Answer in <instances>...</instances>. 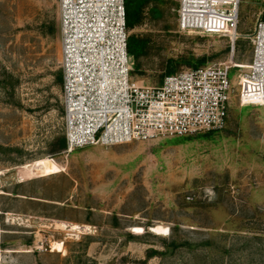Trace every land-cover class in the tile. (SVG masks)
<instances>
[{"label":"rangeland","instance_id":"obj_1","mask_svg":"<svg viewBox=\"0 0 264 264\" xmlns=\"http://www.w3.org/2000/svg\"><path fill=\"white\" fill-rule=\"evenodd\" d=\"M149 2L130 32L149 42L140 85L161 87L170 61L251 63L264 0H240L235 46L182 31L177 0ZM61 48L58 0H0V264H264V105H241L246 69L221 131L67 154ZM47 161L62 172L37 177Z\"/></svg>","mask_w":264,"mask_h":264},{"label":"built area","instance_id":"obj_2","mask_svg":"<svg viewBox=\"0 0 264 264\" xmlns=\"http://www.w3.org/2000/svg\"><path fill=\"white\" fill-rule=\"evenodd\" d=\"M182 31L239 37L240 0H177ZM62 45L66 153L112 147L156 137H184L226 127L230 72L240 76L239 98L264 105V20L250 36L253 58L242 67L231 60L165 78L161 87L132 79L126 0H58ZM234 49L232 53H234Z\"/></svg>","mask_w":264,"mask_h":264},{"label":"trees","instance_id":"obj_3","mask_svg":"<svg viewBox=\"0 0 264 264\" xmlns=\"http://www.w3.org/2000/svg\"><path fill=\"white\" fill-rule=\"evenodd\" d=\"M149 3H150L149 0H126L127 27H128L129 33L131 32V30H134L137 26L140 25V22L143 19V15L145 14L146 5H148ZM148 44L149 42L147 41V39H142L138 36H133V35L129 36L128 51L134 61V65L132 69V79L133 80H134L133 76L135 72V66L136 68H138V62L140 58L147 53ZM204 63H205L204 59L200 60V64H203V65L202 67H199L197 69L204 68L205 67ZM169 65L170 67H168L169 69L166 72L165 76L166 75L171 76L177 70L178 65L175 61H170ZM165 76H163L162 79ZM59 147L61 151L66 149L65 139L63 142H61Z\"/></svg>","mask_w":264,"mask_h":264},{"label":"bare ground","instance_id":"obj_4","mask_svg":"<svg viewBox=\"0 0 264 264\" xmlns=\"http://www.w3.org/2000/svg\"><path fill=\"white\" fill-rule=\"evenodd\" d=\"M242 67H244V66H242ZM34 170L36 171V176L37 177H47V176L59 174V173L62 172V170L59 168V166L53 164L51 161L45 162L44 167H36V166H34ZM60 226L63 227V228H66L67 225L65 223H61ZM74 229H77V230L81 229L82 230V228H79L78 226H74ZM83 230H84L85 233L86 232H90V228H88V227L83 228ZM150 231L153 234H156V235H159V236H165V235L168 234L169 229L167 227H163V226L158 225V226L151 227ZM53 250L54 251H58V252H62L63 251V244L62 243H55L54 246H53Z\"/></svg>","mask_w":264,"mask_h":264},{"label":"crops","instance_id":"obj_5","mask_svg":"<svg viewBox=\"0 0 264 264\" xmlns=\"http://www.w3.org/2000/svg\"><path fill=\"white\" fill-rule=\"evenodd\" d=\"M59 30H60V26H59ZM60 36H61V34H60ZM60 80H62V85H63V77ZM63 105H64V103H63Z\"/></svg>","mask_w":264,"mask_h":264}]
</instances>
